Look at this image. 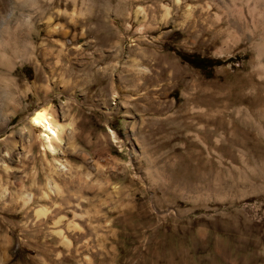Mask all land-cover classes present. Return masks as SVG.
Here are the masks:
<instances>
[{
    "label": "rangeland",
    "instance_id": "1",
    "mask_svg": "<svg viewBox=\"0 0 264 264\" xmlns=\"http://www.w3.org/2000/svg\"><path fill=\"white\" fill-rule=\"evenodd\" d=\"M3 40L0 264H264V0H0Z\"/></svg>",
    "mask_w": 264,
    "mask_h": 264
},
{
    "label": "bare ground",
    "instance_id": "2",
    "mask_svg": "<svg viewBox=\"0 0 264 264\" xmlns=\"http://www.w3.org/2000/svg\"><path fill=\"white\" fill-rule=\"evenodd\" d=\"M11 29L9 28V30H8L9 34L12 35L11 37H15V38L18 37L19 36L18 34H17L18 36H15L16 31L18 30V27H16L13 31H11ZM10 31L12 33H10ZM9 40H8V42H9ZM4 42H5V40H3V43H0V49H1V47H3L0 50V64L1 65L5 60L4 58L7 57V54H8L7 51L8 50L10 51L11 56H18V55H22V53H24L23 50L16 48L15 45L11 47L10 43L5 42V44H4ZM6 45H7V47H6ZM0 95L3 99L2 101H5V100L7 101L11 98L10 93L4 89H1ZM13 101H14V99H13ZM7 110H9V109H7ZM30 119H31V123H32L33 127L40 130L41 137H42L43 142H44V147L46 149H48V151H50L51 153L52 152L54 153L53 142L58 139V136L62 132V128H61L60 124L58 123V121H56L54 119V116L51 114V112L49 110H46V109L37 110L34 113V115L32 116V118H30ZM1 121H2L1 127H3V126L5 127V125H7V119L4 118V120H1ZM58 191H59V188L56 186V192L58 193Z\"/></svg>",
    "mask_w": 264,
    "mask_h": 264
},
{
    "label": "trees",
    "instance_id": "3",
    "mask_svg": "<svg viewBox=\"0 0 264 264\" xmlns=\"http://www.w3.org/2000/svg\"><path fill=\"white\" fill-rule=\"evenodd\" d=\"M193 65L204 68V67H215L216 64L212 63V61H207V59L199 58V57H193L190 61Z\"/></svg>",
    "mask_w": 264,
    "mask_h": 264
}]
</instances>
